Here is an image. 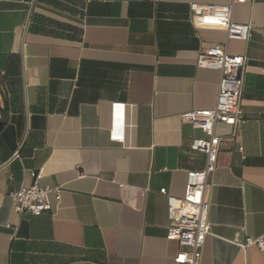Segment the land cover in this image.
Masks as SVG:
<instances>
[{
    "label": "crops",
    "instance_id": "0c3cea01",
    "mask_svg": "<svg viewBox=\"0 0 264 264\" xmlns=\"http://www.w3.org/2000/svg\"><path fill=\"white\" fill-rule=\"evenodd\" d=\"M231 2L0 0V264H175L160 191L182 197L188 173L206 168L191 150L206 135L181 115L216 105L220 72L196 65L216 44L248 58L246 122L216 128L202 264H264L247 245L264 239V0L234 6L248 42L191 22V4ZM38 177L61 199L16 214L11 194Z\"/></svg>",
    "mask_w": 264,
    "mask_h": 264
},
{
    "label": "built area",
    "instance_id": "2783aa9c",
    "mask_svg": "<svg viewBox=\"0 0 264 264\" xmlns=\"http://www.w3.org/2000/svg\"><path fill=\"white\" fill-rule=\"evenodd\" d=\"M246 0H232L224 6L191 4V22L196 28L210 27L226 32L228 40L248 42L253 26L237 23L233 20L235 4ZM246 55H231L227 45L216 44L198 53L196 65L200 69L217 70L221 78L216 105L213 109L192 110L181 115L195 129H200L205 138H196L191 150L207 156L205 170L189 172L185 193L182 197L171 195L166 189L160 193L167 197L170 227L167 239L175 241L181 247L174 258L175 264H202L203 248L208 236L212 235L209 222L210 204L207 199L209 180L216 171L220 152L221 138L217 134L218 124L238 129L246 122L242 107L244 80L247 71ZM124 106L115 104L113 138L123 141L124 135L117 134V127L123 121ZM122 117V119H121ZM62 188L40 185L39 177L34 185L22 187L11 194L15 212L18 215L40 216L51 210V197L60 200ZM11 228V225H8ZM247 245H257L264 249V239L248 240Z\"/></svg>",
    "mask_w": 264,
    "mask_h": 264
},
{
    "label": "water",
    "instance_id": "95a60500",
    "mask_svg": "<svg viewBox=\"0 0 264 264\" xmlns=\"http://www.w3.org/2000/svg\"><path fill=\"white\" fill-rule=\"evenodd\" d=\"M5 122H4V114L0 107V131L4 128Z\"/></svg>",
    "mask_w": 264,
    "mask_h": 264
}]
</instances>
